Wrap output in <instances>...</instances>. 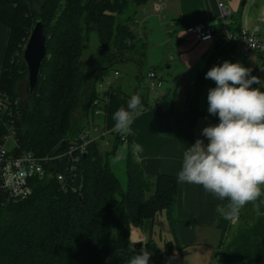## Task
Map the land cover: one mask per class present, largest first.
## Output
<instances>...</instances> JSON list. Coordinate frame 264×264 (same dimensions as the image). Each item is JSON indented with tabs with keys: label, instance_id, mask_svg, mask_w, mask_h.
I'll use <instances>...</instances> for the list:
<instances>
[{
	"label": "trees",
	"instance_id": "trees-1",
	"mask_svg": "<svg viewBox=\"0 0 264 264\" xmlns=\"http://www.w3.org/2000/svg\"><path fill=\"white\" fill-rule=\"evenodd\" d=\"M148 1L0 0V22L11 30L0 76V143L13 127L18 148L12 153L58 156L62 144L67 151L94 114V101L100 99L96 84L107 70L134 63L139 85L145 75L156 73L152 67L144 73L147 44L133 30L137 8ZM37 20L43 23L47 54L27 106L15 89L27 76L22 54ZM93 34L103 62L89 74L82 55ZM87 91L85 124L73 130L70 117ZM140 99L143 108H150ZM201 113L195 99L184 114L192 124ZM121 137L118 132L111 152H101L94 141L86 153L73 155L78 162L67 155L45 164L47 174L32 179L30 196L0 206V264H129L142 252L131 246L132 227L143 229L165 212L174 231L177 177L146 174L129 144L123 187L108 160L125 142ZM57 171L64 173L65 183L57 180ZM217 225L222 232L217 264H264V195L241 209L236 224L221 215ZM171 245L166 242L161 251L151 240L144 250L151 254L149 264L160 259L173 264Z\"/></svg>",
	"mask_w": 264,
	"mask_h": 264
},
{
	"label": "crops",
	"instance_id": "crops-1",
	"mask_svg": "<svg viewBox=\"0 0 264 264\" xmlns=\"http://www.w3.org/2000/svg\"><path fill=\"white\" fill-rule=\"evenodd\" d=\"M218 1L166 0L165 2L163 0L164 5L160 10L158 0L156 6L153 4L150 8L143 7V17L137 18L136 15L133 25L134 32L136 33L135 28L138 23L142 22L141 28L137 26V31L141 33V36H137L147 41L151 40L152 43L155 31H149L146 26L152 20L154 11L160 12V19L166 18L163 14L166 9L171 15V19L164 27L161 23L167 37V52L172 54L169 58L164 55L168 77L175 76L174 82L168 89L162 93H155L152 100L142 95L140 93L142 83L139 85L134 78L136 74L134 63L130 64L131 68L127 67L129 70L127 80L117 77L118 80H124L126 88L121 86L122 81L116 85L114 82L110 83L107 88H98L103 111L102 115L96 119L99 128L96 132L92 131V134L98 137L100 131H104L106 135L100 139L106 140L107 147H111L112 144V150L118 133L114 131V113L121 107L128 110L130 96L136 93L148 101L150 108L145 109L141 105L134 113L128 131L122 132L129 137L128 142L123 143L126 154L129 144H132L133 151L135 145L141 146L142 151H134V154L148 175L166 174L177 177L182 167L183 153L186 148L191 147L198 139L203 140L205 145L209 143L208 139L202 135V131L205 127L219 123L218 114L213 115L208 111L207 97L209 91L216 87L214 80L206 78V73L211 68L221 66L225 61L240 63L250 69V76H256L261 81L260 84H253L251 87L264 91V57L261 54L234 50L232 42L220 40V34H216L213 41L199 42L186 33V28L195 24L212 26L220 32L222 27L217 8ZM221 1L232 8L230 32L237 33L243 27H247L251 30L257 29L258 35L264 38V0ZM10 34V28L0 22V76ZM146 44L148 45L147 42ZM149 60L151 56L147 48V62ZM127 65L129 64L122 63L119 66ZM155 66L150 65L153 69L156 68ZM156 75L158 76L157 72ZM159 78L163 81L162 77ZM195 99L202 113L191 124L189 117L184 113ZM110 135L113 139H106ZM227 202L205 191L202 185L178 183L177 203L174 211L176 223L171 233L173 237L167 240L174 241L171 245V251L174 254L173 264H217V252L222 232L217 225L221 214L216 211V206L227 204ZM154 222L155 220L149 219L143 229L131 228L130 243L133 248L141 244V250H145L146 245L152 240L153 249L161 250L153 240ZM157 264H161L160 261Z\"/></svg>",
	"mask_w": 264,
	"mask_h": 264
},
{
	"label": "clouds",
	"instance_id": "clouds-1",
	"mask_svg": "<svg viewBox=\"0 0 264 264\" xmlns=\"http://www.w3.org/2000/svg\"><path fill=\"white\" fill-rule=\"evenodd\" d=\"M206 78L216 82L207 99L208 111L218 114L219 123L203 129L207 145L198 139L186 148L177 182L202 185L219 200H227L216 211L235 223L247 203L264 195V91L251 87L261 81L240 63L225 61L211 68ZM140 107V96L133 95L128 110L121 107L114 113V131H128ZM134 151H142L141 146L135 145ZM150 255L142 250L129 264H149Z\"/></svg>",
	"mask_w": 264,
	"mask_h": 264
},
{
	"label": "built area",
	"instance_id": "built-area-1",
	"mask_svg": "<svg viewBox=\"0 0 264 264\" xmlns=\"http://www.w3.org/2000/svg\"><path fill=\"white\" fill-rule=\"evenodd\" d=\"M163 0H159L158 9L163 8ZM219 11V19L221 20V31H217L212 26L203 24H195L186 28V33L192 35L199 42L213 41L216 34H220V40L232 42L234 50H241L244 53L256 52L264 57V38L260 37L257 29H249L243 27L239 32L232 33L229 30L230 19L232 16V8L225 2L219 0L217 2ZM150 85L149 89L158 94V89L163 85V81L155 72L149 73ZM109 83V82H108ZM109 85V84H108ZM99 89L103 88L100 83ZM94 114L89 118L87 126L83 132L75 137L62 154L54 157L40 158L31 151H23L19 154L12 153L18 148L16 132L13 127H8V132L4 135L3 141L0 143V206L9 203L11 200L25 199L32 194V179H43L47 174L45 164L61 160L67 155L71 156L74 162L79 161V156L87 151V147L94 141L103 138L106 133L100 132L98 137H94L92 131L98 130L96 119L100 116L96 113H102L103 105L101 99L94 101ZM121 139L127 141L126 134H122ZM11 143V146H9ZM75 153L77 154L76 156ZM57 180L63 184L66 177L62 171L55 173Z\"/></svg>",
	"mask_w": 264,
	"mask_h": 264
},
{
	"label": "rangeland",
	"instance_id": "rangeland-1",
	"mask_svg": "<svg viewBox=\"0 0 264 264\" xmlns=\"http://www.w3.org/2000/svg\"><path fill=\"white\" fill-rule=\"evenodd\" d=\"M156 1L158 3V0H149L148 3L144 4L141 7H138L137 8V14H136L137 18H141L144 16L142 14L143 7L150 8L151 6H153V4H155V6H156L157 5ZM164 1L166 2V0H164ZM163 14L165 15L166 18L160 19L159 18L160 12L154 11V15L152 17V20L149 21L150 25L148 24L146 26L149 31H151V30L155 31L153 33V38H154L153 43L151 40L147 41V40H145V38H143V37L141 38L143 41L148 43L147 48H148V52L151 56V60H149L143 66V71H144V73H146V71L148 70V67H150L151 64L156 65L155 69H156V72L158 74V77H162L163 82H164V86L162 87V89L161 88L158 89L159 93H162L164 90L168 89L169 86L174 82L173 80L175 79L174 75L172 77H170V76L168 77V70L166 69V62H165L166 60H164V55H166L165 57H167V58H169L172 55L171 53L167 52V50H168L167 49L168 48L167 37L164 34V29H163V27L166 25V23L169 22V20L171 19L170 18L171 15L167 11V9ZM161 23H162L163 27H161ZM137 26L139 28H141L143 26V23L139 22ZM137 26L135 28V31H136L138 36H141L140 35L141 33H139L137 31ZM97 43H98L97 36H96V34H93L92 39H91L90 44H89V47L83 52V55H82V61L84 63L85 71L89 74L92 73L93 70L103 62V58L97 54ZM128 64L129 65H127V66L113 67L112 69L107 70V72H106L107 77L105 79H102L101 81H98L96 84L97 87H99L100 83H102L103 87H106V88L108 87V84L113 83V82L115 85L119 84V81H122V80L121 79L118 80L117 77H122V78H124V80H127V78L129 77V75H128L129 70L127 69V67L131 68V66H132V65H130L131 63H128ZM170 72H171V70H170ZM123 81L121 83V86L123 88H126ZM142 81L143 82H142V86L140 87V93L142 95H145V97L150 98V100H152V98L155 97V92H153L149 89V85H150L149 77H146V75H145V78ZM25 83H26V78H25V76H22L20 78V80L17 82L15 90H16L17 95L19 97H21L22 102L28 106L30 104V101H29V99L25 93ZM89 89H90V87H89ZM179 96H181V94H179ZM87 97H88V91L85 92V97L83 98V101L81 102V104L78 106V108L75 110V112L70 117V119H71L70 122H71V126H72L73 130H75L79 126L85 124V118L84 117H85V111H86V106H87V102H88ZM106 139H113V137H112V135H110ZM105 141L106 140H102V139H99V141H98L99 150L103 153L110 152L112 150V144H111V147H107L105 144L106 143ZM9 146H11V143H9ZM64 149L61 150V152H63ZM125 149L126 148H125L124 144L119 143L118 147L115 149V152L114 153L112 152L108 156L109 157L108 160H109V163L111 165V168L114 171V173L116 174V176L118 177V179H119L120 183L123 185V187H125L127 184V177H126V172H125V160H126V158H125L126 157V150ZM232 224H236V222L232 223ZM171 233H172V230L168 224L166 214H165V212H162L155 219L154 234H153V240L161 248V251L165 248V243L169 242L167 240H169L173 237ZM171 242L173 243L174 241L171 240ZM160 263L165 264V260L160 259Z\"/></svg>",
	"mask_w": 264,
	"mask_h": 264
},
{
	"label": "water",
	"instance_id": "water-1",
	"mask_svg": "<svg viewBox=\"0 0 264 264\" xmlns=\"http://www.w3.org/2000/svg\"><path fill=\"white\" fill-rule=\"evenodd\" d=\"M47 54L46 36L43 31L41 20L35 21L31 34L24 47L22 54V63L26 69L25 93L27 97H32L36 91L42 64ZM61 150L64 149V143ZM135 250H141V244L134 247Z\"/></svg>",
	"mask_w": 264,
	"mask_h": 264
}]
</instances>
